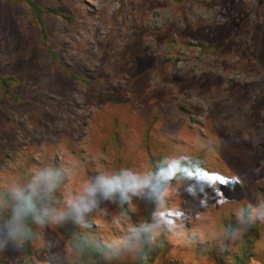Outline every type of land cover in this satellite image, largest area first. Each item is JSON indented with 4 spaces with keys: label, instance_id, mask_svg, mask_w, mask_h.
<instances>
[{
    "label": "rangeland",
    "instance_id": "obj_1",
    "mask_svg": "<svg viewBox=\"0 0 264 264\" xmlns=\"http://www.w3.org/2000/svg\"><path fill=\"white\" fill-rule=\"evenodd\" d=\"M29 1L0 0V264L31 208L35 264H264V0Z\"/></svg>",
    "mask_w": 264,
    "mask_h": 264
},
{
    "label": "trees",
    "instance_id": "obj_2",
    "mask_svg": "<svg viewBox=\"0 0 264 264\" xmlns=\"http://www.w3.org/2000/svg\"><path fill=\"white\" fill-rule=\"evenodd\" d=\"M29 5H30V9H31L32 13L34 14V17L41 24L43 14H45L47 12H44L43 10H41V8L37 7L35 4L31 3L30 1H29ZM49 12L54 13V14L57 13L54 10L49 11ZM42 33H43L44 39L46 40L47 35H46L45 29H42ZM0 85L5 92H9L10 83H9L8 78L0 77ZM33 218H34V213H33V209L31 208V210H29L27 212L24 211L23 214L21 215V219H20L21 222L25 226L26 233H25V236L23 237L25 240L23 248L25 250L26 257L28 258L29 264H35V262L33 260L32 246H31ZM91 254H96V251L91 250Z\"/></svg>",
    "mask_w": 264,
    "mask_h": 264
}]
</instances>
